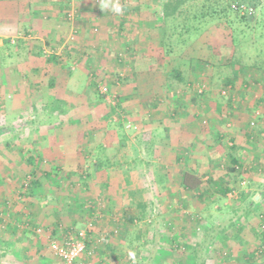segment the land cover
<instances>
[{
    "label": "rangeland",
    "instance_id": "rangeland-1",
    "mask_svg": "<svg viewBox=\"0 0 264 264\" xmlns=\"http://www.w3.org/2000/svg\"><path fill=\"white\" fill-rule=\"evenodd\" d=\"M60 1L64 36L56 46L64 51L66 72L80 71L82 79L70 87L60 83L64 86L50 89L39 83L32 88L31 95L48 105L36 104L35 126L13 118L6 107L14 94L0 87V105L6 109H0V129L62 126L74 131L64 138L85 158L74 187L78 212L71 217L77 223L73 234H87L91 255L84 264H193L197 244L212 228L228 232L205 248V264H264V72L253 66L264 48V38L262 46L256 43L264 28L242 23L233 12L199 26L192 22L197 30L187 33L179 25L183 18L174 22L176 29L173 22H164L154 0H108L110 6L120 5L119 15L102 8V0ZM194 7L187 8L188 15L201 11ZM258 14L254 9L252 16L264 21ZM16 37L7 40L8 49L17 44ZM56 46L46 45L45 51L50 54ZM232 56L239 64L229 63ZM134 67L142 68L137 77ZM172 69L181 72V82L170 75ZM86 77L90 84L81 83ZM102 87L108 99L100 94ZM64 94L67 106L48 102L50 96ZM117 99L120 108H114ZM47 108L54 117L64 116L46 117ZM34 138L9 133L0 136V145ZM104 154V173L93 175L98 183H107L99 191L97 183L92 189L88 175ZM109 162L117 165L108 168ZM30 171L21 168L15 191L0 185L1 195L16 193L10 198L13 204L10 199L8 205L0 204L1 231L10 223L21 228L30 223L20 222L7 208H26L22 195ZM187 171L201 181L199 191L182 187ZM225 187L231 192L222 197L219 190ZM90 194L94 202L83 200ZM90 204L94 210L87 217ZM126 216L138 220L131 224ZM110 241L111 256L99 261L93 247ZM50 254L45 262L59 264Z\"/></svg>",
    "mask_w": 264,
    "mask_h": 264
},
{
    "label": "crops",
    "instance_id": "crops-1",
    "mask_svg": "<svg viewBox=\"0 0 264 264\" xmlns=\"http://www.w3.org/2000/svg\"><path fill=\"white\" fill-rule=\"evenodd\" d=\"M63 5L60 0H0V87L14 94L10 107H6L10 108L13 118L30 121L34 126L36 115L33 113L36 112L34 111L36 104L43 102L44 107H48L45 104L47 100L42 101L31 95L39 83L45 88L52 89L53 86H64L60 83L70 87L71 83L73 86L77 80L82 79L80 71L74 75L66 72L62 61L64 51L56 46L64 36L63 18H59L64 11ZM15 36H17V44L12 49H8L7 40ZM52 43L56 47L48 54L44 46H50ZM81 83L90 84L87 77ZM1 102L4 104L6 100L3 99ZM48 102L63 103L67 106L69 97L65 94L61 97L50 96ZM0 109L1 113L6 112L4 105H0ZM52 112L48 109L44 114L52 118L64 116L57 114L54 117ZM19 129L16 127L12 130L0 129V136L10 133L19 138L22 134L36 138L23 141L26 143L5 142L0 145V168L3 170H0V185L15 191L13 184L20 181L21 168L24 167L31 170L30 173L34 174L40 187L34 189L32 195L26 198V208L18 211L19 206L7 207L13 212V216L20 217V222L21 218H24L23 222L29 221L26 226L30 229L11 223L5 225L4 231L0 230V255L3 256V264H47L45 261L49 259L45 254L51 257V251L47 249L48 241H62L68 231L75 230L77 225L71 221V217L76 215V211L78 212L76 208L78 195L74 193V187L81 181L80 174L85 165V161L83 162L85 158L82 157L81 149L71 146L70 139L64 138L66 134L72 137L75 135L71 129L66 131L62 126L44 129L32 127L25 129L26 132L22 128L20 129L22 131ZM14 150H17V155H14ZM105 156L104 154L97 157L93 171L88 175L89 183L92 182L94 185L92 189L95 188V183L99 184L98 189L103 184L106 187L105 180L98 183L93 177L96 173H104ZM116 165V162H109L106 167L113 169ZM58 184L63 185V189L61 188L63 191ZM64 184L67 193L64 192ZM12 192L7 193V197L4 193L0 194L2 207L8 205V199L13 194L16 196V193ZM93 197L90 194L83 200L94 202ZM10 201L13 204L15 200L12 198ZM37 228H42L44 236L34 233ZM111 244L110 241L105 247H93L99 261L111 256L114 248ZM58 263L62 264L59 260Z\"/></svg>",
    "mask_w": 264,
    "mask_h": 264
},
{
    "label": "trees",
    "instance_id": "trees-1",
    "mask_svg": "<svg viewBox=\"0 0 264 264\" xmlns=\"http://www.w3.org/2000/svg\"><path fill=\"white\" fill-rule=\"evenodd\" d=\"M189 2H192L193 5H190ZM156 3H159L161 6V13H162V19L164 20V22L168 23V22H175L178 18H183L182 23L180 21L179 25L181 24L182 28L184 29L185 32L189 33L192 30H197V28L193 25L192 22L197 23V25H201L204 22V20H207V18H213V17H225L228 18L229 16H231V14L234 12L236 16H239V19L241 20V22L245 23V24H250V23H254L255 27H259V28H264V21H260L259 18H254L253 16H248V15H239L237 11H235L233 9V4L237 5V4H245L248 7H252L254 9H258V11L260 12V14H258L259 16L264 15V0H154V4L156 5ZM199 3V4H198ZM190 6H195L194 8L197 9H201V11L198 12H194L191 16L187 14V8ZM191 21V22H190ZM199 22H203V23H199ZM176 25V26H175ZM178 24L174 23L173 27H177ZM264 36L260 35L259 38L257 39L256 43L257 46H262V44H260V41L263 40ZM254 44V43H252ZM257 50L258 47H257ZM257 57L259 58V61H257L253 66L255 68H257L260 71L264 72V48L260 49L258 51V55ZM235 58V56H232L231 61L229 62L230 64L232 63H236L239 64V61H237ZM142 68L138 67H134L133 68V72L135 77L136 73L139 72L138 70L141 71ZM171 76H173V78L179 80L180 82L183 80V76L181 74V72L177 69H172L171 71ZM114 108H120V104L119 101L117 99V103H116V107ZM115 110V109H113ZM233 149V148H232ZM233 157V156H232ZM231 162L233 164H236V159L232 158ZM231 171H234L233 169H231ZM32 175V179L29 180L28 182H26V190L24 192V194L22 195L23 198H29L32 195V191L36 188L40 187L39 182L37 181V179L34 177V174ZM211 182V180L209 181ZM181 184L182 187L184 189L187 190H191V191H199L200 190V186L201 181L198 179V177L193 174L192 172L190 173V171H187L184 175H182L181 178ZM231 192L230 188L225 187L224 189L219 190V193L221 194L222 197L227 196V194H229ZM249 206V205H248ZM93 206L90 204L88 206V216L90 217L91 212H92ZM137 217L135 216H126V221L130 222L131 224H133L134 222H137ZM74 229H70L68 231L67 234L69 233H73ZM228 232L227 229H224L221 231L218 229H210L208 230L205 234L203 239L201 240L200 243L197 244L196 249L194 250V261L193 264H205V260H204V256H203V252L205 251V248L209 247L210 243L214 240L215 237L220 236L221 234H226ZM262 238V244L264 246V233L260 232V235ZM87 244V242H86ZM87 247V246H86ZM89 249V245L88 248ZM91 250V249H90ZM89 257V256H88ZM250 259L254 258V253H251L249 255ZM0 264H3V256L0 255Z\"/></svg>",
    "mask_w": 264,
    "mask_h": 264
},
{
    "label": "built area",
    "instance_id": "built-area-1",
    "mask_svg": "<svg viewBox=\"0 0 264 264\" xmlns=\"http://www.w3.org/2000/svg\"><path fill=\"white\" fill-rule=\"evenodd\" d=\"M233 9L239 15L252 16L254 14V8L245 4L234 5ZM99 92L103 97L109 98L108 90L105 87L99 88ZM34 232L38 236L43 235L42 228H37ZM48 242L51 252L62 264H84V258L91 255L86 247L87 234L84 231L66 234L62 241L49 240Z\"/></svg>",
    "mask_w": 264,
    "mask_h": 264
},
{
    "label": "clouds",
    "instance_id": "clouds-1",
    "mask_svg": "<svg viewBox=\"0 0 264 264\" xmlns=\"http://www.w3.org/2000/svg\"><path fill=\"white\" fill-rule=\"evenodd\" d=\"M101 6L102 8H105V9H108L110 7V10L117 15L122 14V11H123L118 3H113L110 6L108 0H102ZM134 255H135L134 253H131V252L129 253L130 257L134 258Z\"/></svg>",
    "mask_w": 264,
    "mask_h": 264
},
{
    "label": "water",
    "instance_id": "water-1",
    "mask_svg": "<svg viewBox=\"0 0 264 264\" xmlns=\"http://www.w3.org/2000/svg\"><path fill=\"white\" fill-rule=\"evenodd\" d=\"M260 196H261V195H258V196L256 197L255 201H257V200L260 198Z\"/></svg>",
    "mask_w": 264,
    "mask_h": 264
}]
</instances>
